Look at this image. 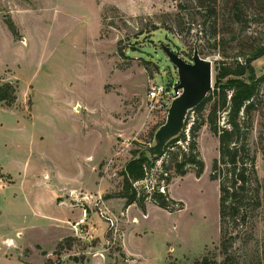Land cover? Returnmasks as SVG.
<instances>
[{"label":"rangeland","instance_id":"rangeland-1","mask_svg":"<svg viewBox=\"0 0 264 264\" xmlns=\"http://www.w3.org/2000/svg\"><path fill=\"white\" fill-rule=\"evenodd\" d=\"M233 2L0 0V85L17 87L12 106L0 102V264H192L209 253L225 258L218 248L219 180L211 178L219 138L208 123L196 138L202 174L194 167L183 176L171 170L165 183L181 208L170 211L148 199L143 211L107 195L121 190V170L153 144L166 119L147 103L152 83L178 80L161 44L186 60L197 45L213 61L212 89L219 63L244 64L264 47V0ZM252 64L257 76L264 74V54ZM231 78L247 81L248 75ZM218 115L225 126L227 112ZM188 116L186 140L169 150L192 139L198 113ZM246 120L262 205L249 211L241 227L252 238L235 243L231 263L261 264L264 82ZM164 155L145 181L148 189L169 159Z\"/></svg>","mask_w":264,"mask_h":264},{"label":"trees","instance_id":"trees-1","mask_svg":"<svg viewBox=\"0 0 264 264\" xmlns=\"http://www.w3.org/2000/svg\"><path fill=\"white\" fill-rule=\"evenodd\" d=\"M243 1L245 0H234L233 5L238 6ZM7 25L11 32L17 35L14 22L9 20ZM215 40L216 45L221 43V38ZM263 54L264 47H261L254 51L244 64L240 62L233 65L222 62L218 64V79L214 88L205 100L192 110L198 113V119L191 127L192 139L185 148L178 145L177 150H169L172 143L180 139L186 140L188 116L184 133L171 140L165 149V155H168L169 159H163L161 169L154 173L156 183L152 189H148L145 181L149 179V173L159 159L152 160L147 153L137 158L140 149L120 172L121 190L107 195V197L125 198L126 205L137 204L143 211L146 210L148 199L170 211L181 208L179 206L183 204L182 201L169 195V192L165 190V183L169 184L171 181V170L183 176L189 168L194 167L198 176L202 174L205 162L201 157L196 138L200 127L208 123L211 131L219 138V156L213 161L211 178L219 180L220 243L218 248L225 258L218 261L214 254L209 253L192 264H233L231 262L235 260V255L232 249L235 243L240 241L245 244L252 238V235L241 226L248 224L249 211H254L262 205L263 184L257 171L256 158L249 147L246 116H249L254 108V100L261 83L264 82V74L257 76L252 62ZM246 74L247 81L231 78ZM225 78H228L227 82L221 83L220 80ZM16 100L17 87L13 83L5 82L0 85V102L12 106ZM212 100L214 101L210 112L199 122L205 105ZM220 110L226 111L228 115L225 126L219 125ZM261 264H264V261H261Z\"/></svg>","mask_w":264,"mask_h":264},{"label":"water","instance_id":"water-1","mask_svg":"<svg viewBox=\"0 0 264 264\" xmlns=\"http://www.w3.org/2000/svg\"><path fill=\"white\" fill-rule=\"evenodd\" d=\"M161 47L177 68L179 83L175 90L181 89L182 93L174 99L164 123L156 129L153 144L144 146L137 158L143 153L152 160L163 157L168 143L184 133L189 112L205 100L213 87V61L203 57L197 45L191 60H186L169 45L161 44Z\"/></svg>","mask_w":264,"mask_h":264},{"label":"built area","instance_id":"built-area-1","mask_svg":"<svg viewBox=\"0 0 264 264\" xmlns=\"http://www.w3.org/2000/svg\"><path fill=\"white\" fill-rule=\"evenodd\" d=\"M178 83L179 79L171 84L158 83L157 81L152 83L147 92V103L151 109L158 110L166 117L172 102L182 93L181 89L175 90Z\"/></svg>","mask_w":264,"mask_h":264}]
</instances>
